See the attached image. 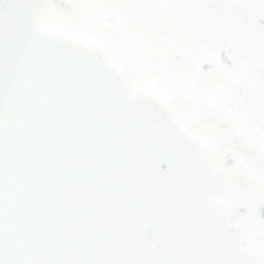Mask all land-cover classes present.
Listing matches in <instances>:
<instances>
[{
  "label": "snow or ice",
  "instance_id": "6c2138e0",
  "mask_svg": "<svg viewBox=\"0 0 264 264\" xmlns=\"http://www.w3.org/2000/svg\"><path fill=\"white\" fill-rule=\"evenodd\" d=\"M0 264H264V0H0Z\"/></svg>",
  "mask_w": 264,
  "mask_h": 264
}]
</instances>
